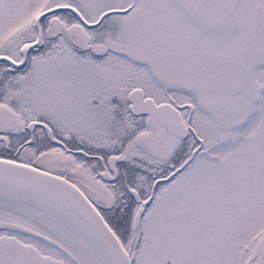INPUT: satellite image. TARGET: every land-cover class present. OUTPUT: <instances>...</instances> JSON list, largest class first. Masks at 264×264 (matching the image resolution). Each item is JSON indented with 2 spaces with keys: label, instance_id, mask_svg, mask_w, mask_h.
<instances>
[{
  "label": "snow or ice",
  "instance_id": "1",
  "mask_svg": "<svg viewBox=\"0 0 264 264\" xmlns=\"http://www.w3.org/2000/svg\"><path fill=\"white\" fill-rule=\"evenodd\" d=\"M0 264H264V0H0Z\"/></svg>",
  "mask_w": 264,
  "mask_h": 264
}]
</instances>
